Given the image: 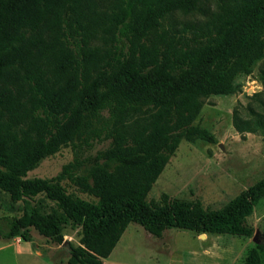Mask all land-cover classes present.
<instances>
[{
	"label": "trees",
	"instance_id": "obj_1",
	"mask_svg": "<svg viewBox=\"0 0 264 264\" xmlns=\"http://www.w3.org/2000/svg\"><path fill=\"white\" fill-rule=\"evenodd\" d=\"M0 0V191L22 201L1 236L29 229L62 245L79 227L66 264H102L129 223L251 237L246 223L264 198V177L217 210L197 201L145 198L181 138L212 143L192 126L207 95H226L264 54V0ZM205 19L162 28L172 11ZM252 124L264 130V121ZM108 140L85 175L65 166L53 179L26 178L62 148ZM90 142V141H88ZM102 160V164L98 161ZM65 176L69 189L60 185ZM36 197L55 204L43 213ZM243 264H260L264 232Z\"/></svg>",
	"mask_w": 264,
	"mask_h": 264
},
{
	"label": "rangeland",
	"instance_id": "obj_2",
	"mask_svg": "<svg viewBox=\"0 0 264 264\" xmlns=\"http://www.w3.org/2000/svg\"><path fill=\"white\" fill-rule=\"evenodd\" d=\"M215 9V0L207 3ZM205 16L195 11H172L161 21L162 28L201 22ZM264 43V33L262 35ZM233 90L226 95L199 98L201 107L192 126L206 130L213 142L181 138L174 152L152 184L145 201L151 208L167 199L197 201L207 211L217 210L264 177V130L255 127V119L264 121V54L253 63L247 74H237ZM90 141V142H88ZM62 148L54 156L45 157L27 173L26 178L53 179L62 175L63 167H73V173L85 175L95 157L103 153L108 140H88ZM103 161L99 160L98 164ZM60 185L69 189L65 176ZM43 213L55 204L36 197ZM23 202L10 201L0 191V264H66L68 247L76 246L79 227L65 225L62 245H54L29 229L28 241L19 237L6 240L7 223L18 218ZM246 223L251 237L227 234H201L180 229H165L159 237L147 233L141 226L129 223L114 248L102 264H243L254 250L255 240L264 232V198L252 208ZM264 264V255L260 257Z\"/></svg>",
	"mask_w": 264,
	"mask_h": 264
},
{
	"label": "water",
	"instance_id": "obj_3",
	"mask_svg": "<svg viewBox=\"0 0 264 264\" xmlns=\"http://www.w3.org/2000/svg\"><path fill=\"white\" fill-rule=\"evenodd\" d=\"M256 235H257V234L255 233V235L253 236V241H254L255 244L259 243L258 240H255V236H256ZM200 237H204V235L201 234Z\"/></svg>",
	"mask_w": 264,
	"mask_h": 264
},
{
	"label": "crops",
	"instance_id": "obj_4",
	"mask_svg": "<svg viewBox=\"0 0 264 264\" xmlns=\"http://www.w3.org/2000/svg\"><path fill=\"white\" fill-rule=\"evenodd\" d=\"M103 260V259H102Z\"/></svg>",
	"mask_w": 264,
	"mask_h": 264
}]
</instances>
